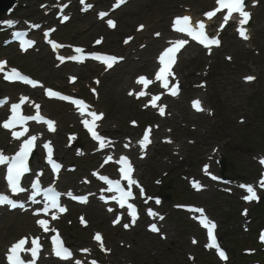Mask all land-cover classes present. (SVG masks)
<instances>
[{
    "label": "rangeland",
    "instance_id": "obj_1",
    "mask_svg": "<svg viewBox=\"0 0 264 264\" xmlns=\"http://www.w3.org/2000/svg\"><path fill=\"white\" fill-rule=\"evenodd\" d=\"M29 4H33L35 12L37 10V3L40 0H31ZM146 0H140L137 5L131 7V18L134 20L137 17V12L140 8L145 7ZM163 4L169 2H190L196 7V10L200 11V7L203 5L198 0H162ZM209 5L202 7L203 9ZM168 6H165V10ZM165 10L160 15V21L154 23L155 28L162 27V21L166 15ZM146 11V10H145ZM143 12V11H142ZM39 13V12H38ZM264 13L259 11V20L254 27L256 32V43L261 53L256 57L255 54L244 52L242 46L236 43L231 34L228 32L226 37V45L216 55L214 59L215 64L210 71L213 72V76L210 77L209 86L210 90L206 95V100L209 107H213L216 114L213 116L197 115L195 116L189 111L187 104H179V107L175 109V117L166 121V125L171 126L174 129L172 136L176 139V142L172 145L161 147L157 146L151 156V159L144 163H141V170L145 182L151 184L152 180L161 175L162 170L170 169L171 172L165 179L164 190L174 194V198L177 201H200L207 202L213 213L217 215L221 222L222 232L224 233L225 240L239 241L245 236L243 234H249L248 241L245 240V245L236 244L233 248L232 257L233 261L237 258L234 253H240L241 249L246 246H251V243H255V236L257 230L262 224H264V206L263 210L257 209L253 213L254 220L250 227V232L246 233L241 227L236 226L235 223L242 218L239 211L242 205L237 201L235 197H226L222 194L213 195L206 192L201 195H190L188 192L187 184L181 179L180 173L184 172L187 166H191L194 170L193 173L199 171L201 163L205 160V156L201 153L208 152L214 145L221 146L222 153L227 159V173L233 177L239 176L246 179H255L258 174V167L252 159V155L257 152H264V96L260 97V91L264 90ZM161 22V23H160ZM74 29V28H73ZM70 29L69 36L76 33V29ZM79 30V29H78ZM96 31V30H95ZM64 34V33H63ZM62 34V35H63ZM88 35L81 36L80 39L88 38ZM83 42V41H82ZM155 47V46H154ZM223 53H230L234 56L235 63H232V67L224 62ZM148 52L144 53L147 56ZM193 55H195L192 49L191 53L185 56L183 62V73L186 78L190 77V72L194 70H200L206 62L204 57L193 61ZM246 59V63L254 64L245 66L243 60ZM21 62V61H20ZM25 62V63H24ZM23 67L38 76H48L49 81L54 80V75H49L50 66L42 63L40 59L33 56H29L24 59ZM190 63V64H189ZM239 65V66H237ZM236 69H234V68ZM141 71L140 66L135 63L129 66H123V68L117 69L113 74L108 75L105 78L102 86V100L100 107L104 108L109 115V125H115L118 128L127 127V118L137 116L144 118L142 114L136 112V104L125 96V90L130 84L128 78L129 72H134L135 69ZM248 73H253L259 76V81L253 85L244 84L242 76ZM64 76V73L60 74V79ZM91 75H89L90 77ZM59 79V80H60ZM195 80V79H190ZM127 81V82H126ZM211 85V86H210ZM253 93V96L250 95ZM54 114L59 115V112L63 109L57 107L51 108ZM247 119L248 125L240 122L239 119ZM63 125L64 121H63ZM189 140H193L195 145H191ZM188 142L189 144H187ZM176 143L180 145V149L176 150ZM227 143V144H225ZM251 146L253 151L249 154L246 150ZM238 147H243L239 149ZM179 151V155L185 157L184 162H178L175 158V168L168 166L167 163L161 159L166 153H172ZM183 157V158H184ZM151 187V185H149ZM152 190V188H151ZM165 191V192H166ZM212 195L213 197H211ZM215 196V197H214ZM264 201V200H263ZM90 214V213H89ZM93 220V228L97 227L106 232L107 239L110 244L121 254V257L129 258L134 264H171L180 263L184 264L186 261V253L195 249L198 255L199 263H204V260H209L207 264H215V259L210 255H201V246L193 247L189 242V234H194L191 222L182 215L171 214L170 224L176 227V236L171 243L161 241L157 237L149 236L144 231H135L130 234L117 233L118 231L112 230L105 217L101 216L102 220L94 217L90 214ZM230 217V218H227ZM95 218V220H94ZM19 227L3 223L0 224V248L4 242L8 241L12 236L18 235ZM70 231H74L79 234V230L73 227ZM113 233H116L114 238ZM90 237V231L83 233L82 238L88 242ZM3 238V239H2ZM125 238V239H124ZM119 241H126L132 244V248L127 250L125 247L119 246ZM201 242V241H200ZM257 242V241H256ZM209 258V259H208ZM255 258L262 259V255H255ZM245 262V261H244ZM232 263V260H231ZM186 264H188L186 262ZM190 264V263H189Z\"/></svg>",
    "mask_w": 264,
    "mask_h": 264
},
{
    "label": "snow or ice",
    "instance_id": "obj_2",
    "mask_svg": "<svg viewBox=\"0 0 264 264\" xmlns=\"http://www.w3.org/2000/svg\"><path fill=\"white\" fill-rule=\"evenodd\" d=\"M125 0H117L116 7H119L120 4L124 3ZM82 4H85V0H81ZM217 4L219 7L214 12H209L206 15L209 17H212L216 14V12L221 11V9H227V15L224 16V22L227 23L229 17L232 16L233 13H238L241 19L239 20L240 27L238 28L239 35L247 40L250 37L246 34V29L243 27V25L247 24L250 18V12L245 10V0H217ZM67 5H64L66 7ZM87 7H90L89 5L85 4V10H87ZM108 13H100V17L103 18L107 16ZM64 20H67L68 17L66 15L63 16ZM9 27L14 26L16 23L15 21H6L5 22ZM107 24L115 28L116 24L113 20L109 19L107 20ZM37 27V26H33ZM143 25L140 26V29H143ZM174 29L177 32L180 33H186L187 36L191 37L192 40L198 41L201 45H203L205 48L211 52V47L213 45L219 46L220 40L218 38H209L205 34V25L203 23L199 24V30H196L193 28L189 23V17H178L174 21ZM15 38H18L21 40V46L24 48V50H27L28 47L32 46L34 44L31 40H26L24 37L26 36V33L23 32H15L13 33ZM45 35H49L48 33H45ZM157 36L160 34L157 33ZM132 39L131 37L129 40ZM52 44L53 49H56L58 47H62V45H58L57 43L53 41H49ZM128 41L126 40L125 43ZM97 44L101 43V41H97ZM188 43L187 39H177L175 41H170L168 48H166L161 55L158 57L159 63L161 67L159 68L158 73L156 74L155 79L158 81H162V87L165 89H169V79L168 77L170 75H173L172 73V67L176 63L177 53ZM76 53H83V50L80 48L75 49ZM91 58L102 61L107 65L108 68L113 67V63L117 62L119 59L115 56H108V55H99V54H91ZM58 59L61 62H64L65 59H72L75 61L83 62L84 57L82 55H74L70 58H65L63 56H59ZM5 64L6 62L0 61V73H4V78L9 81H21L25 84L31 85V86H37L38 82L35 80L30 79L27 76L22 75L18 70L15 68L11 69L8 72H5ZM74 79V78H73ZM247 80L254 79L253 77H247ZM138 84H142L144 86L149 85L152 83V81L148 80L145 77H139L137 80ZM170 94L172 96H176L178 94V81L175 85H173L172 88L169 89ZM133 92H130L129 95H133ZM48 95L51 97H56L60 100H71L72 103L77 105L81 111L83 112V109L87 107L85 105V102L82 100H73L72 98L68 96H64L58 92H53L51 90H48ZM136 98H140L141 96L145 95L144 91L136 92L135 93ZM27 98H22L21 103H23V100ZM161 97L159 95L153 96L151 99V104L153 107H156V102L160 100ZM7 103V99L0 100V106H3ZM21 103H15L11 105V116L9 119H7L5 122H3L2 126L5 129L13 130L12 136L15 139H21L24 137L29 129L26 126L27 122L29 120H37V121H43L48 124L49 128L52 131H55V128L53 127L54 122L51 120H44V117L39 115V105H35L37 109V114L35 116H26L23 115L21 110ZM193 107L197 111H203V108L201 107V102L199 100L193 102ZM159 112L161 115L165 114V106L159 107ZM89 115L92 117V120H84L83 123L85 127L88 129V131L91 133L92 137L99 142V146L101 149L105 148L110 142L102 137L97 131L96 128L98 125L96 124V121L100 120L103 117V113L97 114L95 111H91ZM135 123V122H133ZM17 126L22 127V131H16L15 129ZM151 129L149 128L146 130L142 140L139 142L142 149L146 148L148 144L151 143V140L149 138V132ZM38 139L37 136L33 135L28 137L27 139H23L21 146L19 150L12 156L6 155L2 150H0V166L6 165V182L7 186L9 188V191L13 195H19L20 193H23L25 191H28L25 187L22 186L21 181L22 178L25 176L26 173H29L31 171L29 167V158L33 153L34 148L36 147V140ZM170 142V141H169ZM45 149H47V160L48 163L52 166V169L54 172L59 171L61 168V165L54 161L52 159V153L53 149L51 147L50 142L45 143L43 145ZM127 147V145H126ZM112 160V157L109 156L106 158V162ZM117 163L121 165L119 171L122 174L123 180L127 181V186L123 185L121 183V180H113L108 178L107 176L99 175L98 173H94V175H97L98 178L102 181H104L108 187L105 189L107 192H115L118 195L112 196L110 199L115 201L120 208H124L127 205V208L129 210V215L132 217V223H135V220L138 218L137 209L134 204L129 203L130 199H134V192L132 191V187L135 185L139 187V182L134 179L133 172L134 167L132 163L130 162L129 158L127 157H121ZM262 165H264V159L260 161ZM204 171L207 173L208 167L205 166ZM42 175V173H41ZM213 179H217V177H212ZM193 186L197 189H200L201 185L199 182L194 181ZM259 186L261 188H264V174H262L261 180L259 181ZM242 188L246 190L248 193L246 196L243 197V199L246 202H252L254 200L258 201L260 197L257 195V192L255 190V186L253 185H241ZM31 189H33V193L29 196V199L32 200L34 203H39L40 201H37L36 197L38 195L43 194L44 198V206L40 210H38L37 214L39 215L41 212L47 215L50 213L53 209L58 210V212L63 213L66 212V207L62 206L60 203V196L61 193L56 190L55 187H49L47 189H42V186L40 184L39 176H37L36 180L31 184ZM141 194H143V189L141 188ZM70 197L73 199H76L82 203L87 202L86 197H78V196H72V193H67ZM159 202V201H157ZM9 205L12 208L21 207L23 208L25 205L23 203H19L15 199L12 198L9 194L0 193V205ZM109 211H113V209H109ZM192 211H195L197 213H200V223L203 227H205L208 230V236L211 241L207 245V247H214L218 249V254L221 257V259L227 260L226 253L220 249V246L216 242V236L214 235V230L216 228V224L211 221L205 214L203 209L195 208L192 209ZM246 214V210H245ZM149 215H156L152 212L151 209H149ZM53 220L57 219V215L53 214L51 217ZM163 219V217H161ZM82 223H86L83 218H81ZM120 217H117L116 220H114V223H119ZM38 225L41 226L45 231H49V221L47 219H39L37 221ZM125 228H128L129 225L125 224ZM153 231H159V229L156 227L155 224L152 225ZM52 232H55L56 235L52 237V243L54 246L55 254L64 260H70L72 257V252L66 248L63 244V241L61 240L59 233L55 228L51 229ZM95 240L100 242V247L104 249V245L102 242V237L100 234H96L94 237ZM261 241H264V233H261L260 237ZM28 243V238H22L18 242L14 243L8 250L7 253V260L8 264H26L25 258L22 257L21 253L23 252H30L31 258L28 260L27 264H35L36 259H38L39 252L41 250V245L39 243V238H34L31 241L32 246L28 249L25 248V245ZM195 243V241H194ZM107 251V249H104ZM84 251H90L88 249H85ZM76 264H81L80 261H76ZM91 264H97L96 261H92Z\"/></svg>",
    "mask_w": 264,
    "mask_h": 264
},
{
    "label": "bare ground",
    "instance_id": "obj_3",
    "mask_svg": "<svg viewBox=\"0 0 264 264\" xmlns=\"http://www.w3.org/2000/svg\"><path fill=\"white\" fill-rule=\"evenodd\" d=\"M155 43V42H154Z\"/></svg>",
    "mask_w": 264,
    "mask_h": 264
}]
</instances>
